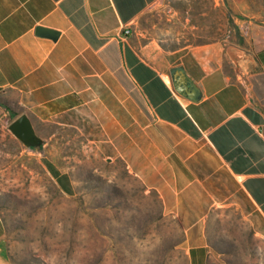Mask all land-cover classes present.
Segmentation results:
<instances>
[{
	"label": "crops",
	"instance_id": "crops-1",
	"mask_svg": "<svg viewBox=\"0 0 264 264\" xmlns=\"http://www.w3.org/2000/svg\"><path fill=\"white\" fill-rule=\"evenodd\" d=\"M160 1L0 0V109L37 132L103 133L178 219L188 264H210L216 205L243 199L264 221V46L250 53L212 34L167 48L141 26ZM176 68L198 101L175 89ZM0 264H12L1 217Z\"/></svg>",
	"mask_w": 264,
	"mask_h": 264
},
{
	"label": "rangeland",
	"instance_id": "rangeland-1",
	"mask_svg": "<svg viewBox=\"0 0 264 264\" xmlns=\"http://www.w3.org/2000/svg\"><path fill=\"white\" fill-rule=\"evenodd\" d=\"M141 26L167 48L215 35L256 53L264 0H161ZM12 120L0 109V217L12 264H188L178 219L103 133L38 125L41 143L26 146ZM209 225L210 264H264V221L245 200L216 205Z\"/></svg>",
	"mask_w": 264,
	"mask_h": 264
},
{
	"label": "water",
	"instance_id": "water-1",
	"mask_svg": "<svg viewBox=\"0 0 264 264\" xmlns=\"http://www.w3.org/2000/svg\"><path fill=\"white\" fill-rule=\"evenodd\" d=\"M37 34L43 37L57 39L59 33L56 31L39 28ZM172 81L175 89L182 96L192 100L198 101L200 99V91L193 81L187 76L183 68H176L172 73ZM10 131L22 141L26 146H33L41 143V138L38 136L33 124L27 116H21L10 127Z\"/></svg>",
	"mask_w": 264,
	"mask_h": 264
}]
</instances>
